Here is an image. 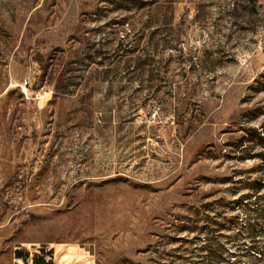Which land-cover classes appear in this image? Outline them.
Segmentation results:
<instances>
[{
	"label": "rangeland",
	"instance_id": "374dc122",
	"mask_svg": "<svg viewBox=\"0 0 264 264\" xmlns=\"http://www.w3.org/2000/svg\"><path fill=\"white\" fill-rule=\"evenodd\" d=\"M264 264V0H0V264Z\"/></svg>",
	"mask_w": 264,
	"mask_h": 264
},
{
	"label": "crops",
	"instance_id": "0c3cea01",
	"mask_svg": "<svg viewBox=\"0 0 264 264\" xmlns=\"http://www.w3.org/2000/svg\"><path fill=\"white\" fill-rule=\"evenodd\" d=\"M17 264H46L44 257L35 255L26 256V254L20 253L17 257Z\"/></svg>",
	"mask_w": 264,
	"mask_h": 264
}]
</instances>
